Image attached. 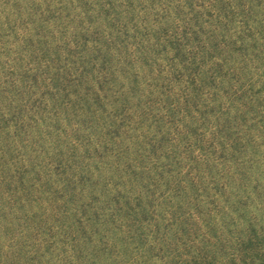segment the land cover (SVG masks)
<instances>
[{
    "label": "rangeland",
    "instance_id": "obj_1",
    "mask_svg": "<svg viewBox=\"0 0 264 264\" xmlns=\"http://www.w3.org/2000/svg\"><path fill=\"white\" fill-rule=\"evenodd\" d=\"M0 264H264V0H0Z\"/></svg>",
    "mask_w": 264,
    "mask_h": 264
}]
</instances>
